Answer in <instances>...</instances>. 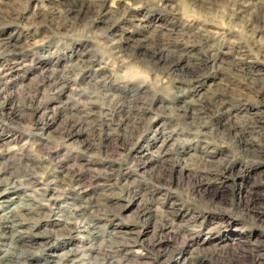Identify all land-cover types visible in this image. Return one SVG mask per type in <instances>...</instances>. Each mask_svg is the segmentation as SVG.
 <instances>
[{
  "label": "rangeland",
  "instance_id": "1",
  "mask_svg": "<svg viewBox=\"0 0 264 264\" xmlns=\"http://www.w3.org/2000/svg\"><path fill=\"white\" fill-rule=\"evenodd\" d=\"M161 43L212 57L186 81ZM3 190L26 264H264V0H0Z\"/></svg>",
  "mask_w": 264,
  "mask_h": 264
},
{
  "label": "bare ground",
  "instance_id": "2",
  "mask_svg": "<svg viewBox=\"0 0 264 264\" xmlns=\"http://www.w3.org/2000/svg\"><path fill=\"white\" fill-rule=\"evenodd\" d=\"M167 29V28H166ZM169 29V28H168ZM170 30V29H169ZM168 30V31H169ZM168 34V33H167ZM168 36V35H167ZM128 43V42H126ZM8 44V41L3 42V44L1 45L2 49L7 50L9 48H6ZM124 45V44H123ZM142 43L138 42L136 45H129L126 44L125 47H133L132 49H135L138 46H141ZM10 46V45H9ZM12 46V45H11ZM158 47L156 49H153L152 55H150L152 58H156V60H161L162 62H165L164 64L166 65V72L173 74V75H181L183 80L186 81H191L188 80V77L190 78L192 75H196V77H198V75L203 73V65H201V62H204L205 64L207 63L205 60H207V57H212L211 56H204V57H200L198 56V58H193V59H189V57L186 54V48H177V47H173L174 45H168V44H159L157 45ZM118 47V46H117ZM122 47V46H121ZM149 47V46H148ZM147 47V48H148ZM153 48V47H152ZM10 50V49H9ZM7 50V51H9ZM210 50V49H209ZM146 51V50H145ZM152 51V50H151ZM6 52V51H5ZM11 52V51H10ZM9 52V53H10ZM189 52V50H188ZM187 52V53H188ZM12 54V53H10ZM190 55V54H189ZM196 55V54H194ZM214 57V56H213ZM216 57V56H215ZM204 61H203V59ZM15 59V58H13ZM209 59V58H208ZM211 59V58H210ZM215 59V58H214ZM153 60V59H152ZM213 61V60H212ZM239 66V65H238ZM246 70V69H245ZM190 102V101H189ZM191 104V103H190ZM209 104V103H208ZM186 105L187 102H186ZM203 105V102H202ZM223 106V105H222ZM202 109V106L200 107ZM188 109V108H187ZM194 109V108H193ZM191 110V109H190ZM193 111V110H192ZM195 111V110H194ZM189 113V112H188ZM194 113V112H192ZM196 114V113H195ZM198 114V113H197ZM194 115V114H192ZM105 121V120H104ZM108 124V123H107ZM106 124V125H107ZM246 125V124H245ZM244 125V126H245ZM254 125V124H253ZM252 125V126H253ZM248 126V125H247ZM243 129H245L243 127ZM240 130V129H239ZM242 131V130H241ZM245 133V131H244ZM241 136V134H240ZM28 173V172H27ZM31 173V172H30ZM30 175V174H29ZM34 175V174H33ZM74 176V175H73ZM28 177V176H27ZM30 177V176H29ZM34 177V176H33ZM37 177V175L35 176ZM34 177V178H35ZM76 178V177H75ZM79 178H81V176H77L76 179L79 180ZM31 179V178H30ZM27 180V181H30ZM74 179V178H73ZM72 179V180H73ZM25 181V179H23ZM32 180V179H31ZM37 180V179H36ZM17 180H10L9 182L6 183L5 185V189H7V191H11V192H16L17 190H20L19 194H21V196H17L18 198H15L16 201V207H21L24 209H27L29 211H36L35 209H39V207H43L46 204H42L41 200L42 197L44 196V191H42L40 193V199L35 198V196H33L34 194H30L27 192L26 188L22 186L20 183H22V180L20 183L15 182ZM33 181V180H32ZM74 181V180H73ZM85 181V180H84ZM83 181V182H84ZM87 181V180H86ZM72 182V181H70ZM77 182V181H76ZM82 182V181H81ZM26 183V181H25ZM33 183V182H32ZM80 183V182H79ZM77 183V184H79ZM20 184V185H18ZM25 185V184H24ZM76 185V184H75ZM82 185V184H81ZM29 186V185H28ZM73 186V185H72ZM80 187V185H78ZM77 186V187H78ZM76 187V186H75ZM74 187V188H75ZM4 189V190H5ZM80 189V188H78ZM0 191V197L4 194L5 191ZM50 190V189H49ZM80 191V190H79ZM83 191V190H82ZM78 192V191H77ZM75 190H71V191H66V193L62 194V196H64V200L67 199V197L70 198V200H76L78 199V197L75 196V194L77 193ZM50 195L45 197L44 199H46V201L51 202V204L49 206L52 205V203L58 202V200H60V198H62V196L60 195L61 191L58 192V190L56 189H51V191L49 192ZM59 193V194H58ZM15 194V193H14ZM78 194V193H77ZM81 195V194H80ZM29 198V200H28ZM14 199V200H15ZM81 199V197H80ZM69 200V199H68ZM44 201V200H42ZM11 202H13V198L11 197H5L4 199H2L1 204L2 203H6V204H2L0 208H3L0 213V240L1 239H5V243H3L4 246L0 247V264H26V260L29 257V255L33 254V253H25L24 249L20 247V245H18V241L22 240L21 236L22 234L25 232L24 228H22V225L25 223L26 221V214H23L21 212H19V210H15L14 207L11 208V206L9 207V204H11ZM80 202V201H79ZM74 203V202H73ZM77 202H75L76 204ZM80 204V203H79ZM78 205V204H77ZM74 205L72 207H68L66 208L68 210V216H70L71 214H73V217L78 213V210L81 209V207ZM81 206V205H80ZM83 206V205H82ZM41 207V208H42ZM53 207V206H52ZM61 207V206H59ZM85 207V206H84ZM45 208V207H44ZM15 210V211H14ZM26 210V211H27ZM41 210V209H40ZM21 211V210H20ZM44 211V210H42ZM28 212V211H27ZM71 214H70V213ZM82 211H80L81 213ZM30 214V213H29ZM38 214V213H36ZM40 214V213H39ZM70 214V215H69ZM25 215V216H24ZM28 215V214H27ZM82 215V214H81ZM75 218V217H74ZM78 218V217H77ZM88 222L85 221H79L77 219H72V217H67V215H65L62 219V223L61 224V231H65L66 234H71L76 230H79V227H82L84 231H88L89 233L92 234H96V228H97V222L98 220H100V217L98 216H91V218L87 219ZM93 220V221H92ZM27 222V221H26ZM63 229V230H62ZM58 234V233H57ZM65 234V235H66ZM26 235V234H25ZM24 235V236H25ZM23 236V237H24ZM71 236V235H70ZM62 237V236H61ZM58 238L59 235H57L54 238V241L52 242L56 244V242H58ZM7 239V241H6ZM24 242V241H23ZM21 244V243H20ZM55 244L51 245L52 247H55ZM58 247V244H57ZM77 252L76 249H68L65 251H62L60 253H56L54 256L55 260L53 264H63V260H66L67 258H69V256L75 254ZM77 254V253H76ZM32 256V255H31ZM83 256H85L86 258L89 257V254H83ZM72 257V256H71ZM84 257V258H85ZM73 258V257H72ZM88 259V258H87ZM71 264H74L73 262ZM77 264V263H76Z\"/></svg>",
  "mask_w": 264,
  "mask_h": 264
}]
</instances>
